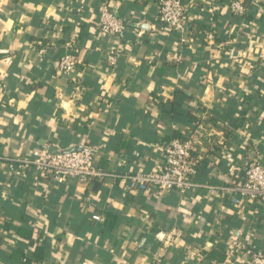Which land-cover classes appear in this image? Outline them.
<instances>
[{"label":"crops","instance_id":"crops-1","mask_svg":"<svg viewBox=\"0 0 264 264\" xmlns=\"http://www.w3.org/2000/svg\"><path fill=\"white\" fill-rule=\"evenodd\" d=\"M231 1L190 4L180 37L158 23L159 0H0V264H247L229 248L238 238L264 250V201L140 192L120 177L158 170L163 145L198 120L214 145L195 179L226 184L264 159V0H240L241 16ZM103 4L123 40L99 35ZM84 144L113 176L56 179L10 160Z\"/></svg>","mask_w":264,"mask_h":264},{"label":"built area","instance_id":"built-area-1","mask_svg":"<svg viewBox=\"0 0 264 264\" xmlns=\"http://www.w3.org/2000/svg\"><path fill=\"white\" fill-rule=\"evenodd\" d=\"M197 0H159L157 6V21L167 31L183 37L189 33L186 23L188 21V8ZM231 12L236 16L245 13V6L240 0H232L229 4ZM124 21L116 17L106 4L98 10L97 28L101 37H114L123 40ZM206 40L212 42V33L206 34ZM235 50L230 49L228 56L233 58ZM119 55L110 50L107 61L111 68L118 64ZM58 70L62 74H70L76 67L73 56L65 54L58 59ZM210 125L198 120L188 129L187 135L181 139H173L162 147L164 162L155 171H136L120 176L127 187L140 192L155 190L161 193L175 191L181 196L192 192L203 191L215 196L223 203L233 207H243L248 202L264 201V159L252 158L244 167L243 178L232 174V179L226 184H209L195 179L196 166L207 146L212 147L214 141ZM96 148L91 144L82 145L77 151L69 153L56 152L49 154L45 150H35L28 156L10 159L18 162L22 169L33 168L39 174H49L56 179L76 178L82 183L90 180H102L113 176L94 165ZM119 177V176H118ZM94 220L100 217L94 215ZM162 239V237H160ZM230 250L236 255L245 258L247 264H264V250L250 254L246 241L238 238L232 241Z\"/></svg>","mask_w":264,"mask_h":264},{"label":"water","instance_id":"water-1","mask_svg":"<svg viewBox=\"0 0 264 264\" xmlns=\"http://www.w3.org/2000/svg\"><path fill=\"white\" fill-rule=\"evenodd\" d=\"M78 149L77 148H72V149H67L65 151H62V153H69V152H72V151H77ZM245 172V168L242 169V171L240 172V176L242 177V175L244 174ZM243 178V177H242Z\"/></svg>","mask_w":264,"mask_h":264}]
</instances>
